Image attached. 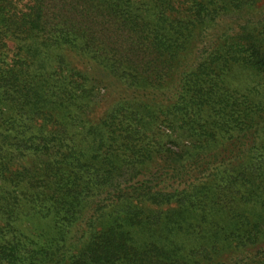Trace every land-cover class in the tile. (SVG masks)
I'll list each match as a JSON object with an SVG mask.
<instances>
[{"label":"trees","instance_id":"obj_1","mask_svg":"<svg viewBox=\"0 0 264 264\" xmlns=\"http://www.w3.org/2000/svg\"><path fill=\"white\" fill-rule=\"evenodd\" d=\"M0 264H264V0H0Z\"/></svg>","mask_w":264,"mask_h":264}]
</instances>
